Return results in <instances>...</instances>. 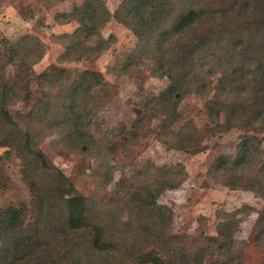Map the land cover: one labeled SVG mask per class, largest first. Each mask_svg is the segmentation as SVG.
<instances>
[{"label": "rangeland", "instance_id": "obj_1", "mask_svg": "<svg viewBox=\"0 0 264 264\" xmlns=\"http://www.w3.org/2000/svg\"><path fill=\"white\" fill-rule=\"evenodd\" d=\"M84 1L0 0V213L21 210L6 235L0 224V256L19 240L35 246L12 264H264V0H93V30L76 33ZM194 5L203 14L176 37L175 15ZM162 65L196 81L175 106L157 99Z\"/></svg>", "mask_w": 264, "mask_h": 264}, {"label": "trees", "instance_id": "obj_2", "mask_svg": "<svg viewBox=\"0 0 264 264\" xmlns=\"http://www.w3.org/2000/svg\"><path fill=\"white\" fill-rule=\"evenodd\" d=\"M93 0H85L83 2V4L81 6H76L73 8L72 10V14H73V18H75L78 23L79 26L75 32L77 33V31H85L87 30L88 32L93 30V26L89 25V23H94L93 21V17L91 18H87V10L89 9V7L92 9L93 6ZM99 3V5H97L96 10L99 8L102 10V8L104 9V4L102 0H97ZM125 1V0H124ZM130 0H126V3H128ZM145 2H152L153 0H144ZM169 1H165V3H163V6L168 5ZM124 5H122V7H120V10L116 11L115 13V17L124 22L126 25L129 24V20H132V17H129L128 13H132V11L130 10L125 11L123 9ZM201 7L200 6H191L189 7V9L186 12H179L175 15L174 19H173V23H171L172 25V29H171V33L173 35H176V37H180L184 32H186L187 30L191 29V26L193 24H195L200 16L203 14L201 13ZM135 11V10H134ZM80 15V17H79ZM58 18L62 21H69L70 18H67V15H57ZM106 18V17H105ZM106 21V19H101L99 20V25H102L104 22ZM161 21V20H160ZM74 32V33H75ZM137 35H141L140 32L135 31ZM193 49L195 50L197 49L198 45H193L192 46ZM31 55H27L25 59H23V63L20 64L21 67H23V69L25 71H32V64L35 62L34 60L31 61L30 58ZM162 71L161 70H157L155 73L158 74V76H162L165 75L167 77L170 78V82L169 84L158 94L157 99L158 101H161V103H169L172 102L173 105L175 106L177 104L178 101L181 100V98L183 97V95L187 94L189 92V88L190 86H193L196 84V81L190 80V81H184L182 82V78H177L176 75V80L174 78V73L171 71V69H167L166 66L162 65ZM184 72L180 75V76H184ZM180 80V81H179ZM179 81V82H178ZM180 83V84H179ZM192 88V87H191ZM195 93H197L199 96L201 97H205L207 96V94H209V92H211V90L209 89V87H207V85H196L195 87ZM218 92L216 95L212 96V100H208V104H207V113L208 115L213 118V119H217V117L219 116L220 112H224L226 113L227 107H228V103L227 101H229V92H231V90L228 91V87L223 83V79L219 81L218 86L216 87ZM6 93V92H5ZM5 102V101H4ZM3 103V102H2ZM0 108L1 105H0ZM174 108V107H173ZM2 112V109H0V114ZM1 119V117H0ZM254 122L257 120V116H253L251 118ZM2 120L4 121H10V116H6L4 117ZM138 121H140V119H138ZM0 125H2L0 123ZM250 139V138H249ZM249 139H246L243 141V143L241 144L238 154H237V158L235 160H233V163H237L239 158H246L245 156L248 154V150H247V145L249 143ZM6 143H4L3 141L0 140V146L5 145ZM220 161V165L216 166V169H224V164L225 162L229 161L228 157H221L219 158ZM241 164V163H240ZM239 164V165H240ZM171 185V183H167V187H169ZM81 203V199L79 196L76 195H71L68 196L66 199V206L68 209V227L70 228L71 226L75 225L76 223V216L78 214V210H79V205ZM150 207L147 208V210L153 209V213L155 216L159 217V223L162 226H166L165 228H168V226H170V219H169V213L166 210V207L164 205L158 204L155 200V198L153 197L150 201ZM21 218V210L15 207H8L7 209L3 210L0 213V224L2 227V235H6L7 229L13 225H16ZM222 230L221 228L218 230L219 235L221 234ZM29 242V241H27ZM26 241H19V240H14V241H9L7 243V246L2 250V255L0 256L2 258V260L0 261V264H12L14 262L11 261H7V258L9 255L19 251V250H23L24 248L28 249L30 247H34L35 245L30 243L27 244ZM33 264H38V263H33Z\"/></svg>", "mask_w": 264, "mask_h": 264}]
</instances>
